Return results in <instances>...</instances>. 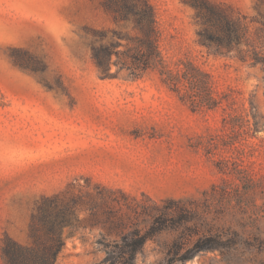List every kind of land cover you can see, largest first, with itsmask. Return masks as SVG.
Here are the masks:
<instances>
[{"label": "rangeland", "instance_id": "374dc122", "mask_svg": "<svg viewBox=\"0 0 264 264\" xmlns=\"http://www.w3.org/2000/svg\"><path fill=\"white\" fill-rule=\"evenodd\" d=\"M105 1L0 0V264L6 234L32 243L30 227L43 196L71 183L92 192L89 181L122 189L132 199L107 195L113 209L101 211L98 221L83 211L82 224L64 230L56 264H106L104 244L120 241L122 233L111 223L125 212L128 227L153 234L135 264H170L168 250L184 228L164 209L180 199L202 206L189 224L192 231H222L225 241L228 231L240 237L229 248L173 264H264V188L248 181L264 182V129L237 132L222 108L192 110L157 71L135 78L129 52L138 36L134 17L119 19ZM146 1L154 9L159 50L171 67L190 60L214 76L218 90L232 93L239 113L252 100L264 117L262 66L210 54L198 43L196 11L183 0ZM209 1L248 16L256 33L264 12L260 0ZM96 50L107 52V72L96 65ZM107 144L140 147L134 151L139 158L150 154L160 163L153 167L155 177L148 178L147 166H135L136 176L112 175L111 168L126 167L100 166L98 152ZM221 160L238 166H217ZM136 203L137 214L124 205Z\"/></svg>", "mask_w": 264, "mask_h": 264}, {"label": "trees", "instance_id": "16d2710c", "mask_svg": "<svg viewBox=\"0 0 264 264\" xmlns=\"http://www.w3.org/2000/svg\"><path fill=\"white\" fill-rule=\"evenodd\" d=\"M183 1L195 9L197 22L200 25L198 43L207 48L210 54L230 56L249 67L260 65L264 70V12L259 13L257 19L259 28L252 35L248 16L235 15L209 0ZM260 1L264 4V0ZM104 6L119 19H122L125 14H132L134 17L138 36L131 40L134 46L129 48V52H133L130 56L133 64L131 71L139 73L135 75V78L149 70L157 71L169 89L192 110L222 108L230 117L228 122L234 131L238 132L239 129L242 132L247 129L253 133L263 131L264 117L258 114V108L252 100H250V106L243 107V113H239L234 107L236 98L232 93L218 90L211 73L190 60H180L175 68L171 67L159 50L155 13L148 1L106 0ZM107 55V52L101 53L97 50L94 54L96 65L105 72L108 71ZM125 55L128 56L127 53L122 54V56ZM119 56L121 55L118 54ZM131 75H134V72ZM224 141L225 146L231 145V140ZM217 166L238 165L233 164L231 160H221ZM248 181L253 188L261 186L264 188L263 181H254L252 178ZM87 183V186L93 189L92 192H84L83 187L77 183H71L59 193L43 196L30 227L32 243L24 245L7 234L4 236L2 256L5 264H56L64 246L62 239L64 230L79 227L83 222L80 218L83 211L90 213V219L98 221L101 211L109 212L113 209L112 204L105 200L107 195L120 194L124 201L132 199L122 189H114L92 181ZM217 188L218 186L212 188L213 194H217ZM228 189L229 187H226L223 192L226 193ZM115 201L117 200L112 199L113 203ZM134 201L137 202L136 199ZM207 202L210 204L215 202L214 197ZM170 203L172 205L164 209V214L177 218V223L184 228L180 238L168 250L170 264L175 261H188L201 252L217 251L238 243L240 234L235 231H228L225 241L223 240L225 232H214L206 228V230L197 228L192 231L189 228V224L194 223L193 221L201 214L202 206L199 202L180 199L172 200ZM124 205L135 214L140 208L138 203L136 206ZM154 211L155 217L159 218L160 206L156 203ZM129 216L130 214L125 212L111 223V228L122 233L120 241L104 244L106 264H135L138 254L153 236L137 226L128 227ZM185 230L191 231V234L186 235ZM193 237H197L196 240L192 239Z\"/></svg>", "mask_w": 264, "mask_h": 264}, {"label": "crops", "instance_id": "0c3cea01", "mask_svg": "<svg viewBox=\"0 0 264 264\" xmlns=\"http://www.w3.org/2000/svg\"><path fill=\"white\" fill-rule=\"evenodd\" d=\"M128 147H131L129 149ZM119 146L113 147V145L107 144L103 145L98 152L100 155V166H125L126 169L118 170L115 168L110 169V173L112 175L121 174L124 172L125 176L132 175L136 176V174L140 173V170L135 166H147L146 172L148 174V178L155 177L156 171L153 168L154 166H160V163L149 157L143 161L139 158V155H136V150H140V147L137 148L135 146ZM138 153V152H137Z\"/></svg>", "mask_w": 264, "mask_h": 264}]
</instances>
